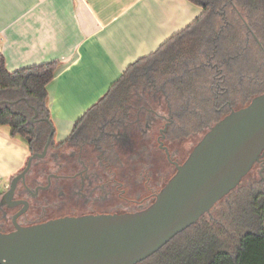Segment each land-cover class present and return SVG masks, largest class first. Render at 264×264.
Instances as JSON below:
<instances>
[{
  "label": "trees",
  "instance_id": "1",
  "mask_svg": "<svg viewBox=\"0 0 264 264\" xmlns=\"http://www.w3.org/2000/svg\"><path fill=\"white\" fill-rule=\"evenodd\" d=\"M188 1L201 7L202 15L155 53L130 65L81 121L91 115L99 119L102 112L124 108L133 96V84L145 72L150 76L154 73L164 78L182 76L184 80L189 79L178 88L193 94L187 101L189 110L203 116L222 113V108L227 109L224 115L229 114L235 91L245 84L250 94L254 85L248 81L253 77L251 72L255 66L258 86L262 85L259 77L264 74V56L260 50L254 53L248 48L252 46L255 50L256 44L248 41L246 34L250 28L260 40L261 37L264 40V0H232L246 24L237 19L230 4L223 6L227 0ZM223 10L226 11L225 22L221 18ZM57 66L56 62H48L8 72L0 54V102H3L0 104V126L9 127L12 137L29 139V152L34 147L42 148L52 127L46 87ZM216 68L225 75L223 87L208 78L216 73ZM263 93L260 90L254 97ZM34 109L38 113L37 119H46L48 123L32 122ZM205 118L200 121L196 118L200 127ZM221 119L218 118L217 122ZM262 174L264 178V171ZM236 191L241 197L236 208L224 213L225 226L212 224L211 218L205 215L142 263L264 264V181L258 180L247 187L239 185L229 195Z\"/></svg>",
  "mask_w": 264,
  "mask_h": 264
},
{
  "label": "flooded vegetation",
  "instance_id": "2",
  "mask_svg": "<svg viewBox=\"0 0 264 264\" xmlns=\"http://www.w3.org/2000/svg\"><path fill=\"white\" fill-rule=\"evenodd\" d=\"M228 4L237 19L246 24L232 0L223 2L224 7ZM221 16L225 22V10ZM246 37L256 44L255 50L248 48L254 53L260 50L264 56L262 37L260 40L250 28ZM256 67L248 81L254 86L258 84ZM262 77L264 84V74ZM208 78L221 87L226 80L217 68ZM186 79L145 72L138 91L124 108L102 112L99 119L91 115L80 121L64 142L55 145L51 141L44 156L32 160L9 199L5 194L11 181L1 193L0 234L13 232L16 226L28 228L63 218L136 214L149 208L177 166L188 158H180L178 143L191 139L195 127L199 130L196 118L200 121L204 117L189 110L187 101L193 94L178 88ZM240 91L243 94L247 89ZM44 147H34L28 159L42 155ZM256 167L259 180L264 181V151Z\"/></svg>",
  "mask_w": 264,
  "mask_h": 264
},
{
  "label": "crops",
  "instance_id": "3",
  "mask_svg": "<svg viewBox=\"0 0 264 264\" xmlns=\"http://www.w3.org/2000/svg\"><path fill=\"white\" fill-rule=\"evenodd\" d=\"M202 13L188 0H0V54L8 72L58 64L46 87L58 145L130 65ZM29 155L27 141L0 126V195Z\"/></svg>",
  "mask_w": 264,
  "mask_h": 264
},
{
  "label": "water",
  "instance_id": "4",
  "mask_svg": "<svg viewBox=\"0 0 264 264\" xmlns=\"http://www.w3.org/2000/svg\"><path fill=\"white\" fill-rule=\"evenodd\" d=\"M37 117L34 109L31 121L48 123ZM50 128L44 153L28 159L5 198L24 179L32 160L44 156L53 137ZM263 151L264 93L211 126L146 210L16 226L0 234V264H141L235 190Z\"/></svg>",
  "mask_w": 264,
  "mask_h": 264
},
{
  "label": "rangeland",
  "instance_id": "5",
  "mask_svg": "<svg viewBox=\"0 0 264 264\" xmlns=\"http://www.w3.org/2000/svg\"><path fill=\"white\" fill-rule=\"evenodd\" d=\"M262 61H264V57L262 58ZM256 70H257V67H256ZM131 74H129V76ZM259 78H263L262 75H260ZM139 79H140V77H139ZM139 79H138V82H137V79H136V82L133 84V87L131 89V93L133 95H135V92L138 91V88L140 87V80ZM207 83H209V81ZM245 86H246V84H245ZM245 86L244 85L242 86V90L243 91L245 90ZM263 88H264V84H262V85L259 84V86H258V84H256L255 86L252 87V90H251L252 92L250 94H249V92H246V91H245L246 93L243 92V94H242V92L241 91L239 92L238 89H237L235 91L237 93H236V95H234V98H233V100L231 102L232 103V107L234 108V110H237V109H240V108L246 106L250 102V100L255 96L256 93H258L260 90L264 91ZM245 96H246L247 99L245 98ZM244 98H245V100H244ZM131 99H133V96H132ZM226 110H227L226 108L225 109L222 108V113L215 112V113H211V114L205 115L206 116L205 123L203 124L202 122H200V123L203 124L202 127L197 125V126H199L198 127V129H199L198 131H197V127H195L194 133H193V136L191 137V139L183 140L181 143H178V147H179L178 149H179V153H180L179 154L180 158H185V157L189 156V154L191 153L193 148L202 139V137L205 135V133L208 131V129L217 122L218 118L221 119V118H223L224 116L227 115V114L224 115ZM258 180H259L258 168L256 167V168H253L250 171V173L241 181L240 186L247 187L250 184H252L254 182H257ZM239 195L240 194L237 191L234 192L232 195H229L226 200L225 199L221 200L210 211V214L208 216H209V218H211L212 224L221 223L223 226H225V224L227 223V220L225 218L224 213L230 212L231 209H234V208L237 207V205H238L237 204V200H239V198L241 197Z\"/></svg>",
  "mask_w": 264,
  "mask_h": 264
}]
</instances>
